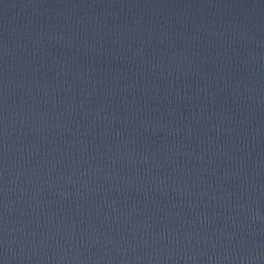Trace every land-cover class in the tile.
Returning a JSON list of instances; mask_svg holds the SVG:
<instances>
[{"label":"water","instance_id":"1","mask_svg":"<svg viewBox=\"0 0 264 264\" xmlns=\"http://www.w3.org/2000/svg\"><path fill=\"white\" fill-rule=\"evenodd\" d=\"M0 264H264V0H0Z\"/></svg>","mask_w":264,"mask_h":264}]
</instances>
